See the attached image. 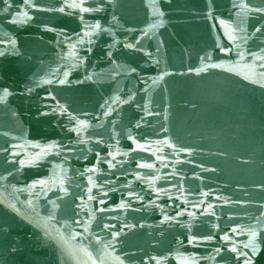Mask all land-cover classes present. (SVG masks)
<instances>
[{"label":"water","instance_id":"1","mask_svg":"<svg viewBox=\"0 0 264 264\" xmlns=\"http://www.w3.org/2000/svg\"><path fill=\"white\" fill-rule=\"evenodd\" d=\"M0 264H264V0H0Z\"/></svg>","mask_w":264,"mask_h":264},{"label":"snow or ice","instance_id":"2","mask_svg":"<svg viewBox=\"0 0 264 264\" xmlns=\"http://www.w3.org/2000/svg\"><path fill=\"white\" fill-rule=\"evenodd\" d=\"M25 2L27 3V0H25Z\"/></svg>","mask_w":264,"mask_h":264}]
</instances>
